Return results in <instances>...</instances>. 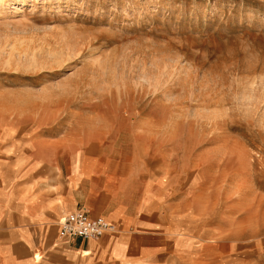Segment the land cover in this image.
<instances>
[{"label":"rangeland","instance_id":"rangeland-1","mask_svg":"<svg viewBox=\"0 0 264 264\" xmlns=\"http://www.w3.org/2000/svg\"><path fill=\"white\" fill-rule=\"evenodd\" d=\"M0 131L139 165L182 264H264V0H0Z\"/></svg>","mask_w":264,"mask_h":264},{"label":"crops","instance_id":"crops-1","mask_svg":"<svg viewBox=\"0 0 264 264\" xmlns=\"http://www.w3.org/2000/svg\"><path fill=\"white\" fill-rule=\"evenodd\" d=\"M20 135L0 131V264H182L183 244L193 255L196 238L167 221L165 192L139 165L89 168L80 140L77 153L54 159L50 139ZM74 209L114 229L58 238L59 215Z\"/></svg>","mask_w":264,"mask_h":264},{"label":"built area","instance_id":"built-area-1","mask_svg":"<svg viewBox=\"0 0 264 264\" xmlns=\"http://www.w3.org/2000/svg\"><path fill=\"white\" fill-rule=\"evenodd\" d=\"M56 225L57 237L60 239L95 240L104 232L114 229L112 223L101 217L91 218L82 209L62 212L57 219Z\"/></svg>","mask_w":264,"mask_h":264}]
</instances>
